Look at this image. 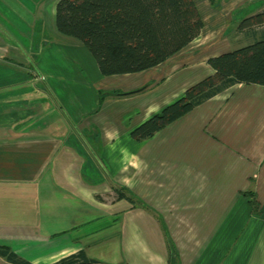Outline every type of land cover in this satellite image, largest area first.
<instances>
[{"label": "crops", "instance_id": "obj_1", "mask_svg": "<svg viewBox=\"0 0 264 264\" xmlns=\"http://www.w3.org/2000/svg\"><path fill=\"white\" fill-rule=\"evenodd\" d=\"M56 2L47 28L60 39L67 35L55 27ZM195 2L204 22L200 34L164 62L134 73L136 82L118 92L141 90L111 94L120 107L109 114L97 100L82 113L75 108L83 101L69 103V141L59 132L61 120L54 121L56 130H43V107L23 103L36 92L31 82L61 81L60 72L1 65H12L9 52L22 51L9 39L0 45L1 245L31 264L78 251L98 264H264V85L235 84L148 139L130 135L212 75L207 59L229 46L224 26L206 29L207 21L222 27L231 8L202 10ZM43 17L32 13L24 26L42 44ZM120 186L132 201L117 197Z\"/></svg>", "mask_w": 264, "mask_h": 264}, {"label": "trees", "instance_id": "obj_2", "mask_svg": "<svg viewBox=\"0 0 264 264\" xmlns=\"http://www.w3.org/2000/svg\"><path fill=\"white\" fill-rule=\"evenodd\" d=\"M55 27L61 34L80 41L90 51L101 75L129 74L147 70L178 53L204 27L195 0H57ZM238 31L252 35V42L211 56L214 73L190 85L175 101L163 106L134 126L137 141L153 136L217 93L238 83L264 85V1L261 9L243 18ZM115 90L100 93L128 95ZM127 188L115 189L118 198L132 201ZM249 203L257 209L253 192ZM0 256L14 264H31L0 244ZM83 251L51 264H98Z\"/></svg>", "mask_w": 264, "mask_h": 264}, {"label": "rangeland", "instance_id": "obj_3", "mask_svg": "<svg viewBox=\"0 0 264 264\" xmlns=\"http://www.w3.org/2000/svg\"><path fill=\"white\" fill-rule=\"evenodd\" d=\"M53 0H0V45L4 42L11 41L10 44L15 45L22 51V56L16 52H9L12 63L1 64L15 67V63H24L27 68L34 69L37 72H47L55 70L60 72L59 76L61 81H56L49 84L50 78L46 80H38L31 82L30 86H33V92L24 100L23 103L28 104L29 108L35 105H41L43 107L42 115L39 116L42 125H47L46 129L51 132L56 130L54 121L61 120V129L59 132L63 133L66 140L69 141V132L74 130L70 126L69 118L72 107L69 103H76V110H82L84 113L90 108L94 107V104L99 100V104L102 103L104 112L114 110L113 107H120L119 99H113L111 95H106L102 101H100V93L117 90L125 87L129 83L136 82V78L133 74H116L104 77L100 74L96 61L91 55L90 51L80 41L73 37L62 36L60 39L50 34L48 30V10ZM199 8L206 10L208 7L215 8L220 6L224 9H230L231 12L227 13L222 19V27L213 26L214 22L207 21V28L211 32H219L223 30V26L226 29L225 37H227L229 46L227 50L230 51L235 48L241 47L252 42V35L245 32H238V25L240 21L250 13L254 14L262 6L264 0H196ZM38 10V11H36ZM43 13L45 26V42H41V37L32 36L31 26L24 27L26 23H29L30 15ZM223 14V13H221ZM40 25V22H39ZM37 32V27L34 29ZM208 31V32H209ZM233 37L240 39V42L234 43ZM70 40L74 41H67ZM76 42V43H74ZM78 46V47H76ZM13 53V54H12ZM17 54V55H16ZM40 63L41 66L35 68V64ZM98 76L104 78L102 81H98ZM135 78V79H133ZM123 82H127L123 84ZM69 85L73 86L74 92L70 91ZM48 86H51V91L48 90ZM54 88H53V87ZM133 91V90H132ZM135 91V90H134ZM54 95V96H53ZM113 100H119L118 103H112ZM20 101V100H19ZM175 101V100H173ZM172 101V102H173ZM65 104L67 106H65ZM168 104V103H167ZM165 104V105H167ZM98 105V104H97ZM164 105V106H165ZM59 106L65 108L60 111ZM163 107V106H162ZM100 108V107H99ZM78 110V111H79ZM83 115V114H82ZM51 125V126H50ZM72 125V124H71ZM50 126V127H49ZM86 158V156H85ZM108 230H103L102 233H106ZM0 264H5V258H1Z\"/></svg>", "mask_w": 264, "mask_h": 264}]
</instances>
